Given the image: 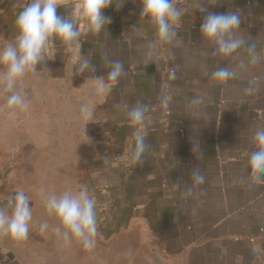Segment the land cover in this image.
Wrapping results in <instances>:
<instances>
[{
    "label": "crops",
    "instance_id": "obj_1",
    "mask_svg": "<svg viewBox=\"0 0 264 264\" xmlns=\"http://www.w3.org/2000/svg\"><path fill=\"white\" fill-rule=\"evenodd\" d=\"M29 2L0 0V47ZM119 2L96 33L81 0H59L79 42L53 38L17 84L27 107L9 106L0 82V209L11 214L17 191L32 209L27 239L0 231V264H264V176L248 165L264 129V0H174L178 43L160 40L141 0ZM207 11L239 12L245 46L216 52L199 32ZM81 57L95 71H77ZM109 60L123 64L117 79ZM220 68L235 75L217 80ZM139 105L147 110L137 124L128 112ZM138 136L146 148L137 156ZM65 190L94 199L96 241L116 237L115 248L64 238L46 198Z\"/></svg>",
    "mask_w": 264,
    "mask_h": 264
},
{
    "label": "clouds",
    "instance_id": "obj_2",
    "mask_svg": "<svg viewBox=\"0 0 264 264\" xmlns=\"http://www.w3.org/2000/svg\"><path fill=\"white\" fill-rule=\"evenodd\" d=\"M112 3L113 0H81L80 15L87 20L91 31L100 33L111 22L110 17H106L103 12ZM121 3L122 0L117 6ZM141 3L142 14L153 22L160 40L178 43L175 24L180 21L183 13L177 8L174 0H141ZM59 6V0H30L16 16L14 38L0 47V82L5 90L11 93L7 98V104L11 107H27L26 94L22 88H17V84L29 71H36V65L45 60L46 49L54 45L53 38L67 44L79 42L81 33L76 20L58 15ZM241 22V15L237 11H207L200 23L199 32L202 39L215 45L216 52L227 56L245 46L246 42L238 35ZM248 49L254 51L251 45ZM256 59L254 58L253 62H256ZM108 65L110 78L117 79L123 74V64L120 61L109 60ZM88 70L95 71V68L87 58L81 57L77 71ZM234 75L227 68L217 69L213 73V76L221 81H226ZM146 110V106L139 105L132 108L128 116L139 124L144 120ZM253 139L257 150L251 152L248 165L254 177L259 179L264 176V129H258ZM145 148L144 138L138 136L137 156L143 153ZM193 176L199 183L204 182V177L198 169H193ZM12 205L10 215L6 209H0V231L15 240L27 239L32 221L29 197L24 191H17L12 196ZM46 208L50 214L59 218L66 229V240L70 234L79 240L84 248L95 247L98 235L95 201L86 190L51 193L46 198Z\"/></svg>",
    "mask_w": 264,
    "mask_h": 264
},
{
    "label": "rangeland",
    "instance_id": "obj_3",
    "mask_svg": "<svg viewBox=\"0 0 264 264\" xmlns=\"http://www.w3.org/2000/svg\"><path fill=\"white\" fill-rule=\"evenodd\" d=\"M89 192V191H88ZM89 195V194H88ZM98 225H100V222H97ZM116 237L111 239V238H103L102 240H97V245H96V249H100V246L104 247V246H109V247H114L116 246Z\"/></svg>",
    "mask_w": 264,
    "mask_h": 264
},
{
    "label": "trees",
    "instance_id": "obj_4",
    "mask_svg": "<svg viewBox=\"0 0 264 264\" xmlns=\"http://www.w3.org/2000/svg\"><path fill=\"white\" fill-rule=\"evenodd\" d=\"M92 195H94V196H102L103 198H105V195H103V194H96L95 195V193H92ZM96 208H97V206H95V211H96ZM96 216H97V222H98V218H99V215H98V213L96 212Z\"/></svg>",
    "mask_w": 264,
    "mask_h": 264
}]
</instances>
